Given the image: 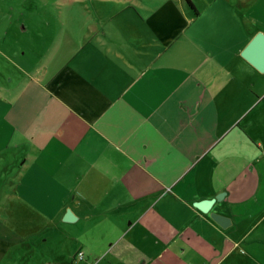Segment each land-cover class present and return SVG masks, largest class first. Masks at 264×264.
<instances>
[{
	"label": "crops",
	"instance_id": "crops-1",
	"mask_svg": "<svg viewBox=\"0 0 264 264\" xmlns=\"http://www.w3.org/2000/svg\"><path fill=\"white\" fill-rule=\"evenodd\" d=\"M191 1L71 0L0 48L37 60L0 85V147L22 150L6 212L25 241L54 240L35 263L24 241L17 264H227L244 241L264 248V70L240 55L264 0ZM18 233L0 224V261Z\"/></svg>",
	"mask_w": 264,
	"mask_h": 264
},
{
	"label": "rangeland",
	"instance_id": "rangeland-1",
	"mask_svg": "<svg viewBox=\"0 0 264 264\" xmlns=\"http://www.w3.org/2000/svg\"><path fill=\"white\" fill-rule=\"evenodd\" d=\"M71 0H0V48L7 51L8 45L17 44L22 46L30 41L33 37V28L30 24L35 23L34 29L39 33L42 31V25L46 21L51 22L53 26L55 20L58 19L57 4L69 2ZM76 1H91V0H76ZM96 1V0H94ZM28 25L25 32L20 31L16 26L19 24ZM50 26V27H51ZM48 27L47 34L53 32V29ZM40 30V31H39ZM52 32H51V31ZM1 40L3 42L1 43ZM24 57H1L0 56V85L5 86L14 81L17 74L16 64L25 65L27 62L35 61L33 58ZM37 61V60H36ZM18 62V63H17ZM11 78V79H10ZM4 88L1 91H4ZM0 91V92H1ZM2 105H0V111ZM22 150H16L12 146L3 145L0 147V224L5 225L12 230H18V240L11 245L8 251L3 255L0 264L15 263L24 252V241L26 235L23 234V228H26V219L22 217L8 216L6 212V196L10 187V182L16 179V172L13 171L14 164L21 161ZM37 219H32L31 223L37 222ZM28 223V222H27ZM37 225V223H36ZM30 228L33 226H29ZM43 230H36L29 239L25 242L30 243L29 250L33 252L29 262L35 263L37 259L46 256V251L49 246L54 244L53 235L44 233ZM51 237V242L46 243ZM27 248V247H25ZM26 250V249H25ZM43 254H42V252ZM29 252V253H30ZM14 263V264H15ZM227 264H264V248L254 249L246 241H244L234 252V254L226 259ZM17 264V263H16Z\"/></svg>",
	"mask_w": 264,
	"mask_h": 264
},
{
	"label": "water",
	"instance_id": "water-1",
	"mask_svg": "<svg viewBox=\"0 0 264 264\" xmlns=\"http://www.w3.org/2000/svg\"><path fill=\"white\" fill-rule=\"evenodd\" d=\"M240 55L253 65L258 71L264 70V33L262 31H257L250 40L244 45L240 51ZM222 192L217 193L214 197L199 199L192 202V205L202 212H207L211 203L214 200H219L222 197ZM209 217L216 222L219 226L225 227L229 219L223 215L209 211ZM73 215L69 209H66L62 219L66 221H71Z\"/></svg>",
	"mask_w": 264,
	"mask_h": 264
},
{
	"label": "trees",
	"instance_id": "trees-1",
	"mask_svg": "<svg viewBox=\"0 0 264 264\" xmlns=\"http://www.w3.org/2000/svg\"><path fill=\"white\" fill-rule=\"evenodd\" d=\"M184 2H185L190 8H192L195 12H197L196 9L194 8V5H193V3H192L191 0H184Z\"/></svg>",
	"mask_w": 264,
	"mask_h": 264
}]
</instances>
